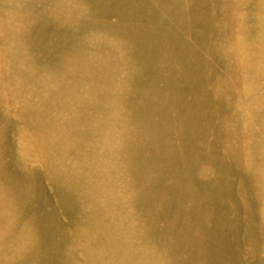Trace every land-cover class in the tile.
<instances>
[{
    "label": "bare ground",
    "instance_id": "1",
    "mask_svg": "<svg viewBox=\"0 0 264 264\" xmlns=\"http://www.w3.org/2000/svg\"><path fill=\"white\" fill-rule=\"evenodd\" d=\"M0 264H264V0H0Z\"/></svg>",
    "mask_w": 264,
    "mask_h": 264
}]
</instances>
